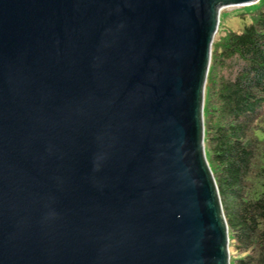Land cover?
Masks as SVG:
<instances>
[{"label":"water","instance_id":"water-1","mask_svg":"<svg viewBox=\"0 0 264 264\" xmlns=\"http://www.w3.org/2000/svg\"><path fill=\"white\" fill-rule=\"evenodd\" d=\"M259 1L0 0V264H231L205 94Z\"/></svg>","mask_w":264,"mask_h":264},{"label":"trees","instance_id":"trees-1","mask_svg":"<svg viewBox=\"0 0 264 264\" xmlns=\"http://www.w3.org/2000/svg\"><path fill=\"white\" fill-rule=\"evenodd\" d=\"M245 9L251 23L242 31L223 30L221 23L213 44L205 148L230 254H239L235 264H264V0Z\"/></svg>","mask_w":264,"mask_h":264},{"label":"rangeland","instance_id":"rangeland-1","mask_svg":"<svg viewBox=\"0 0 264 264\" xmlns=\"http://www.w3.org/2000/svg\"><path fill=\"white\" fill-rule=\"evenodd\" d=\"M250 6V5H249ZM246 6H235V7H229L222 11L221 14V25L223 27V30L226 28H230L234 31H242L245 26L251 23V18L249 17V14H246ZM242 15V16H241ZM245 15L246 17H243ZM220 29V27H219ZM219 31V30H218ZM218 34V33H217ZM223 34V33H221ZM217 36V35H216ZM216 38V37H215ZM228 70L225 72L226 74H229L231 72ZM231 248V246H230ZM239 258V254H235L234 257L231 256V264H235V259Z\"/></svg>","mask_w":264,"mask_h":264},{"label":"clouds","instance_id":"clouds-1","mask_svg":"<svg viewBox=\"0 0 264 264\" xmlns=\"http://www.w3.org/2000/svg\"><path fill=\"white\" fill-rule=\"evenodd\" d=\"M222 14V13H221Z\"/></svg>","mask_w":264,"mask_h":264}]
</instances>
